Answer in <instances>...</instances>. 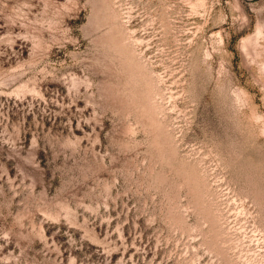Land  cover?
<instances>
[{"label": "rangeland", "instance_id": "obj_1", "mask_svg": "<svg viewBox=\"0 0 264 264\" xmlns=\"http://www.w3.org/2000/svg\"><path fill=\"white\" fill-rule=\"evenodd\" d=\"M0 264H264V0H0Z\"/></svg>", "mask_w": 264, "mask_h": 264}]
</instances>
